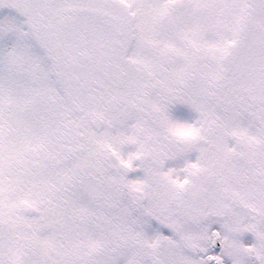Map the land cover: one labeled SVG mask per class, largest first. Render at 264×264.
Segmentation results:
<instances>
[{
    "label": "snow or ice",
    "instance_id": "snow-or-ice-1",
    "mask_svg": "<svg viewBox=\"0 0 264 264\" xmlns=\"http://www.w3.org/2000/svg\"><path fill=\"white\" fill-rule=\"evenodd\" d=\"M0 264H264V0H0Z\"/></svg>",
    "mask_w": 264,
    "mask_h": 264
}]
</instances>
